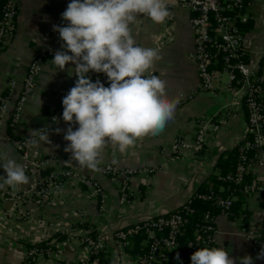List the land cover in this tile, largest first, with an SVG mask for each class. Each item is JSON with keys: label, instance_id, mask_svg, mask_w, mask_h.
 Returning a JSON list of instances; mask_svg holds the SVG:
<instances>
[{"label": "crops", "instance_id": "obj_1", "mask_svg": "<svg viewBox=\"0 0 264 264\" xmlns=\"http://www.w3.org/2000/svg\"><path fill=\"white\" fill-rule=\"evenodd\" d=\"M17 3L15 32L0 53V98L8 77L15 76L20 83L30 61L38 54L48 49L62 50L63 41L53 31V25H64L61 14L70 0H17ZM250 15L251 19L242 27L243 48L251 66L256 68L260 66L264 51V0H253ZM190 17L189 11L178 7L171 12L169 20L162 24L154 23L147 15H141L131 25L138 46L160 50L161 58L154 63L150 74L167 81V97L177 100L178 104L174 120L159 135L139 138L135 146L123 154L111 145L102 153L101 164L137 171L128 183L133 194L129 201L125 205L119 204L120 181L97 177L108 197V208L103 216L97 202L87 197L88 185L82 183L60 187L54 193L53 202L42 207L25 199L11 211L9 202L3 205L0 203V215L8 214L6 223H0V264H20L24 249L45 239H56L62 244L63 253L60 261L48 258L41 264H71L82 255L75 239L71 237V230L76 228L90 230L95 234H108L105 252L110 264H137L139 254H135L134 260H131L128 249L126 260L117 254L113 235L118 228L147 217L168 214L181 207L186 195L192 191L225 192V186L217 183L215 176L232 169L231 160L236 143L246 133L245 108L235 95L225 90V76H222L214 90H200L196 67L188 59L194 46ZM74 67L69 64L61 71L54 63L43 64L36 86L24 104L22 122L15 128L10 125V114L18 91H13L1 126L2 135L22 139L29 137L30 129L45 127L49 130L52 143L33 148V156L64 158L70 154L64 151L68 142L63 136L69 125L62 119V99L74 87L75 73L68 71ZM55 114L58 115L57 122L48 125ZM200 114L214 118H223L228 114V128L209 138L199 155L184 156L170 162V147L174 138L188 137L192 131L191 122ZM76 127L78 125L73 130ZM57 129L61 130L59 134ZM2 155L22 164L21 154L6 140L0 141ZM114 160L116 163H113ZM73 168L79 174L86 172L80 167ZM145 168H153L154 173H140ZM0 176H6L2 167ZM29 180V184L21 186L17 192L28 193L31 184ZM235 205V219L216 216L214 245L228 250L234 259L249 255L253 257L254 264H264V259H255L264 247V242L256 246L245 234L247 229L264 231V195L238 196ZM140 244L144 247L142 242ZM132 247L131 242L129 249Z\"/></svg>", "mask_w": 264, "mask_h": 264}, {"label": "built area", "instance_id": "obj_2", "mask_svg": "<svg viewBox=\"0 0 264 264\" xmlns=\"http://www.w3.org/2000/svg\"><path fill=\"white\" fill-rule=\"evenodd\" d=\"M4 2L0 18V53L15 32V19L18 13L17 0H4ZM252 3L253 0H167L170 15L178 7L185 8L191 14L190 28L194 46L188 54V59L196 67L200 90L203 92L214 90L222 76H225V90L235 95L244 105L246 133L236 143L237 159L234 168L226 173H217L215 176L217 183L231 187L228 194L221 195L213 190L192 191L186 195L178 209L118 228L113 236L117 254L122 260L128 257L127 249L130 247L131 239L143 236L142 243L145 250L138 255L137 264H158L162 261L168 264H181V262L191 264L190 257L194 252L204 247H215L217 215L229 217L232 214L233 203L239 195H264V51L260 66L254 68L243 48L242 27L251 19ZM55 52L53 49H48L33 58L20 83L15 76L8 77L5 83V91L8 95L0 98V141L10 142L21 154L22 165L25 167L26 175L31 179V184L28 193L13 194L12 190L6 187L0 190V195L4 196L5 203L11 204L13 211L17 208V203L25 199L42 207L53 202L54 193L60 187L77 186L78 183L87 184L89 194L87 197L97 202L98 210L103 216L108 208V197L97 177L120 181L119 204L125 205L133 195L128 183L136 170L101 164L100 172L84 169L86 172L79 174L76 168H73L79 167L74 161L71 168L64 164L70 159V154L64 158L34 157L33 147L28 143L30 137L17 139L11 136L4 137L1 133L11 93L18 91L10 114V125L15 128L22 122L24 104L36 86L43 64L53 63ZM89 76L93 82L99 79L105 87L109 86L107 77L103 73L90 72ZM76 79L75 75V81ZM225 115L223 118H214L205 114L196 116L191 122L192 131L189 136L174 138L170 147V162L184 156L199 155L209 138L228 128V114ZM57 120L58 115L55 114L50 118L48 125ZM140 173L152 174L154 169L145 168L140 170ZM197 202L206 203L211 208H216L217 212L214 214L208 209L199 214ZM6 215L8 214H5V219ZM194 217L199 218L191 230L192 238L187 241L185 252L179 255L178 261L174 253L181 247L182 230ZM90 232L92 231L80 228L71 230V237L75 239L82 254L79 260H74L71 264H95L97 257L106 249L108 234L100 232L93 237ZM245 234L256 246L264 242V232L247 229ZM39 243L24 249L20 264H41L48 258L58 261L62 259L63 246L56 239L47 241L45 239V247H41Z\"/></svg>", "mask_w": 264, "mask_h": 264}, {"label": "clouds", "instance_id": "obj_3", "mask_svg": "<svg viewBox=\"0 0 264 264\" xmlns=\"http://www.w3.org/2000/svg\"><path fill=\"white\" fill-rule=\"evenodd\" d=\"M141 15L164 23L170 16L167 0H70L61 14L64 25H53L63 43L52 62L61 71L74 65L68 71L77 77L62 99V119L69 125L63 136L68 142L64 151L70 153L66 166L74 161L100 172L102 153L109 145L123 154L139 138L159 135L174 120L178 101L168 99L166 80L150 74L160 50L138 46L132 35L131 25ZM90 72L106 75L109 86L99 79L93 82ZM29 137L33 148L52 143L45 127L30 129ZM0 161L6 173L0 176V190L7 187L15 194L29 184L24 165L6 155ZM190 259L191 264H254L253 257L234 259L223 247L200 248ZM255 259H264V247Z\"/></svg>", "mask_w": 264, "mask_h": 264}, {"label": "trees", "instance_id": "obj_4", "mask_svg": "<svg viewBox=\"0 0 264 264\" xmlns=\"http://www.w3.org/2000/svg\"><path fill=\"white\" fill-rule=\"evenodd\" d=\"M4 4H5V2H4V0H0V18H1V16H2V9L4 8ZM7 95H8V92L7 91H4L3 92V94H2V97H7ZM236 159H237V152H236V148H235V153H234V156H233V159L231 160L232 161V163H233V166H232V169L234 168V166H235V164H236ZM231 169V170H232ZM230 170V171H231ZM222 173H226V172H222ZM225 192L224 193H219V194H221V195H225L226 196V194H228V191H229V189L231 188V187H227V186H225ZM241 195H239V197H240ZM237 204V203H236ZM196 207H197V209L199 210L198 211V213L200 214L201 212H203V211H206V210H210L212 213H216L217 212V209L216 208H211L208 204H206V203H199V202H197L196 203ZM235 207H236V205H235V201H234V203H233V207H232V214L229 216V218H231V219H235L236 218V216L234 215V210H235ZM199 217H194V218H192L191 220H190V222L186 225V226H184V228H183V230H182V235L180 236V244H181V247L174 253V255L176 256V254L177 253H179V255L180 254H183L184 252H185V246H186V243H187V241L189 240V239H191L192 238V235H191V230H192V228H193V226H194V224L196 223V221H197V219H198ZM264 232V231H263ZM91 236H93L94 237V235H95V233L92 231V232H90L89 233ZM143 236H136V237H133L132 239H131V242H132V249H128V253H131L130 255H131V260L133 259H135V257H136V255L135 254H141V253H143L144 252V250H145V247H141V244H140V242H142V240H143ZM39 245L41 246V247H45V241H43V242H40L39 243ZM95 264H110V260H109V258H108V256H107V253L105 252V250L104 251H102L101 253H100V255L97 257V261H96V263ZM158 264H168L167 262H160V263H158Z\"/></svg>", "mask_w": 264, "mask_h": 264}, {"label": "rangeland", "instance_id": "obj_5", "mask_svg": "<svg viewBox=\"0 0 264 264\" xmlns=\"http://www.w3.org/2000/svg\"><path fill=\"white\" fill-rule=\"evenodd\" d=\"M0 203L1 205L5 204L4 196L2 194L0 195ZM0 223H6L5 213L0 215Z\"/></svg>", "mask_w": 264, "mask_h": 264}]
</instances>
